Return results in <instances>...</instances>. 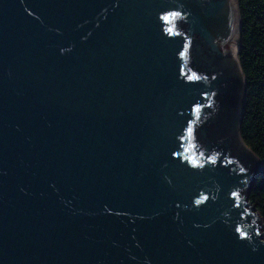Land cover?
I'll list each match as a JSON object with an SVG mask.
<instances>
[{"label": "water", "instance_id": "95a60500", "mask_svg": "<svg viewBox=\"0 0 264 264\" xmlns=\"http://www.w3.org/2000/svg\"><path fill=\"white\" fill-rule=\"evenodd\" d=\"M233 9L243 111L237 0H0V264H264L242 115L191 129L220 77L189 40L220 71L205 42ZM225 139L236 163L209 155Z\"/></svg>", "mask_w": 264, "mask_h": 264}, {"label": "trees", "instance_id": "16d2710c", "mask_svg": "<svg viewBox=\"0 0 264 264\" xmlns=\"http://www.w3.org/2000/svg\"><path fill=\"white\" fill-rule=\"evenodd\" d=\"M241 12V44L239 59L245 79V98L243 111H235L234 115H242L240 123L241 137L264 164V0H237ZM175 26L184 29L182 18L175 16ZM194 40V39H193ZM191 46L194 42L191 41ZM192 48L190 53L192 55ZM203 126V123H202ZM198 128L194 124L191 129ZM195 145L202 154L206 141L195 136ZM225 153V146L217 147ZM256 174V180L250 192V199L261 210L264 218V167L259 170L247 168Z\"/></svg>", "mask_w": 264, "mask_h": 264}, {"label": "flooded vegetation", "instance_id": "af4514ba", "mask_svg": "<svg viewBox=\"0 0 264 264\" xmlns=\"http://www.w3.org/2000/svg\"><path fill=\"white\" fill-rule=\"evenodd\" d=\"M206 1L209 2L211 0H206ZM227 4L229 6V3H227ZM225 15H226V20L224 22H220V24H219L220 25L219 26L220 27L219 28V36L220 37L214 38V40L220 45V47L217 50H213L210 47V45L207 42H205L206 45L208 46V48H206L205 50H208L209 54L215 56L218 59V65L220 66V71L212 69L211 67L208 66V63L205 60V57L200 55L202 51H200V54H199L198 50H203L200 44H202L204 41L200 37L199 34H196L193 38H190L189 46H188V52H189L188 58L191 57L190 63L192 66H194L196 68L195 70H193L190 67V71H192V73L196 74L199 78H204L206 80L220 77L217 82L212 84L211 91L209 89L210 95H209V97L207 95L208 100H207V106H206L208 108H206V110H203L201 113H199L197 115L195 123H194L196 125V127L198 126V129L205 128V135L207 132V133H210L211 136L213 135V133L219 131L220 127H217L215 130H210V127L207 125L206 120L202 119L204 115H206L207 113H210V110L211 111H214V110L221 111V113H223L221 116V120L222 121L227 120L228 122H230L231 125L234 126L235 122L238 123L237 115H234L235 111H240V105L237 102L238 97H236V92H233V90H235V89L237 90V88H236L237 83H240V85H241L240 76L238 73L237 74L235 73L234 74L235 77L232 78L227 73V69L233 68L232 70H234V68L236 66L233 67V65L234 64L237 65V63L234 59L235 50H231V47H230V45L235 42V40L233 38L234 27H232L234 22H235V19H236V18H234V9L231 12H228V10H227ZM191 41L194 42V46H191ZM196 47L198 50L196 49ZM191 48L193 49L192 55L190 53ZM199 64H201V70H203L205 72H211V76H207L206 74L197 73V69H198L197 66ZM223 74L228 75L226 81L221 80V78H223L221 75H223ZM223 92L226 93L227 97H223V95H222ZM225 106H227V108ZM220 107L223 108L222 109L223 111L219 110ZM202 123H203V126H202ZM225 127H227V126H225ZM207 128H209V130H207ZM233 132L235 133L234 130H233ZM210 140L211 139H209L207 136L205 141L207 143ZM224 141H225V144L223 146L226 147L225 153L220 152L217 147H212L209 150V155L217 158V157L221 156L222 154H225L226 157H228V156L233 157L230 159L226 158L227 160H232L233 162L236 163V161L234 159L235 158L239 159V158L231 155V152H230V149L228 147L226 139ZM206 151H207V149L205 147L202 154L199 151L198 152L200 155H205Z\"/></svg>", "mask_w": 264, "mask_h": 264}, {"label": "rangeland", "instance_id": "374dc122", "mask_svg": "<svg viewBox=\"0 0 264 264\" xmlns=\"http://www.w3.org/2000/svg\"><path fill=\"white\" fill-rule=\"evenodd\" d=\"M239 15H240V17H241V12L239 13ZM240 34V33H239ZM242 48V46L238 49V52H237V54H238V57H239V51H240V49ZM240 60V59H239ZM240 135H241V133H240ZM241 139H242V137H241ZM243 140V139H242ZM244 142V141H243ZM246 146H248V145H246ZM261 172V171H260ZM259 172V173H260ZM256 178V177H255ZM255 180L256 179H254V182H253V184H252V186L249 188V190H248V192H247V198L249 199V200H251L250 199V192H251V190H252V187H253V185H254V183H255ZM248 204V203H247ZM249 205V204H248ZM255 205V204H254ZM256 206V205H255ZM248 207H250V205L248 206ZM258 210V212L260 213V215H261V218H262V222H263V224H264V218H263V215H262V212H261V210L260 209H254V208H252L251 209V211L252 212H256ZM253 221L255 222V220L253 219ZM264 230V227H261V226H259V233H261L262 231Z\"/></svg>", "mask_w": 264, "mask_h": 264}, {"label": "snow or ice", "instance_id": "6c2138e0", "mask_svg": "<svg viewBox=\"0 0 264 264\" xmlns=\"http://www.w3.org/2000/svg\"><path fill=\"white\" fill-rule=\"evenodd\" d=\"M235 195V194H234Z\"/></svg>", "mask_w": 264, "mask_h": 264}]
</instances>
